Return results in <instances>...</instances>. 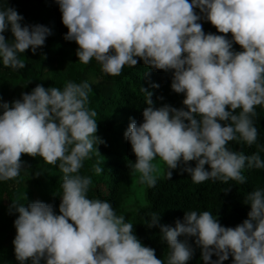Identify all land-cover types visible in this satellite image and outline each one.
Returning a JSON list of instances; mask_svg holds the SVG:
<instances>
[{"label":"clouds","instance_id":"1","mask_svg":"<svg viewBox=\"0 0 264 264\" xmlns=\"http://www.w3.org/2000/svg\"><path fill=\"white\" fill-rule=\"evenodd\" d=\"M55 2L68 29L64 39L79 46V62L95 58L111 76L120 75L125 65L136 67L139 60L174 72L171 89L184 94V108H157L152 93L143 89L148 93L143 123L132 120L125 132L137 158L131 173L142 174L141 183L156 185L152 162L157 158L169 169V179L184 165L197 184L209 179L242 184L246 162L248 168H264L258 152L246 156L227 146L257 141L253 117L256 106H264V0ZM196 9L223 35L205 34ZM22 20L15 9H0V58L12 69L25 67L17 53L31 49L35 54L51 35L42 25L22 27ZM9 28L11 41L3 35ZM229 33L232 40L226 38ZM233 43L243 50L234 51ZM90 91L87 82H67L62 91L37 85L11 106L0 102V181L19 176L22 154L39 156L63 173L60 215L40 201L10 205L9 211L19 214L16 259L19 264H164L110 202L88 198L92 181L77 174L94 144L106 143L96 135V112L86 107ZM192 161L194 168L187 166ZM94 171L100 174L103 168L95 165ZM244 204L251 208L248 219L235 228L221 226L210 211L185 212L175 227L159 225L153 213L147 227H160L161 242L170 249L167 264L192 259L194 249L181 236L196 238L204 264H224L230 255L234 264H264V191L250 192Z\"/></svg>","mask_w":264,"mask_h":264},{"label":"trees","instance_id":"2","mask_svg":"<svg viewBox=\"0 0 264 264\" xmlns=\"http://www.w3.org/2000/svg\"><path fill=\"white\" fill-rule=\"evenodd\" d=\"M8 7L15 9L23 17L22 27L42 25L51 30V35L35 54L31 49L25 53H17L25 64L24 68L5 67L0 58V102L11 106L15 100L22 98L23 93H31L37 85L46 89L56 87L61 91L67 82H87L91 86L86 107L89 111L96 112V135L106 143L94 144L91 158L83 161V167L77 173L92 181L87 193L89 199L110 202L118 216L123 215L126 222L132 223L133 232L141 243L154 249L156 258L163 260L164 264H167L170 249L166 242H161L159 226L147 227L153 213L160 217L159 225L170 227H175L177 220L182 222L185 212L190 211H210L224 227L235 228L248 219L251 208L244 204V200L254 190L264 191V168H248L247 162L242 170L246 182L242 184L212 179L197 184L183 171L184 165L172 170L169 179V169L164 163L166 170L161 178L156 179V185L150 187L147 184L144 195L143 188L141 189L142 204L137 202L132 210L122 213L132 180L138 175L131 173V166L137 158L130 142L125 138V132L132 120L138 125L143 123V111L148 107L147 92L152 93L151 99L157 108L164 105L184 108V94H177L171 89L174 72L152 69L139 60L136 67L125 65L118 76L104 74L95 58L87 64L79 62L76 55L79 46L75 41L64 39L68 29L62 23V13L55 0H0V9ZM195 11L202 16L199 22L205 34L223 35L207 21L199 9ZM3 35L8 41L14 39L10 28ZM226 38L232 40L231 33ZM233 50L239 52L243 49L233 43ZM239 111L237 109V113ZM255 111L253 121L258 129L256 143L248 146L244 142L234 141L227 146L246 156L258 152L264 161V106H256ZM2 114L0 109V115ZM21 160L23 167L19 176L0 181V264H19L13 245L17 234L14 221L19 214L15 210L9 211L12 203L27 206L40 201L52 205L55 214L60 215L63 173L58 165L47 164L39 156L31 157L26 154H22ZM95 165L102 167L103 172L97 174L94 171ZM187 166L194 168L196 162H189ZM205 168L211 170L208 165ZM141 184L143 183L140 181ZM179 239H187L194 249V255L188 264H204L202 249L196 245V238L181 236ZM217 259L215 255L212 256L213 261ZM26 264H31V260ZM41 264H45V261L42 260ZM224 264H234V258L230 255Z\"/></svg>","mask_w":264,"mask_h":264},{"label":"rangeland","instance_id":"3","mask_svg":"<svg viewBox=\"0 0 264 264\" xmlns=\"http://www.w3.org/2000/svg\"><path fill=\"white\" fill-rule=\"evenodd\" d=\"M152 163L156 166V171H154L152 173V175L155 176L156 179L161 178L163 176L165 170H166V166L164 165V162L161 161L159 158H157ZM136 174H138V175L135 176V178L132 180L129 196H126V198L124 200L122 213H126V212L132 210L135 207V205L137 204V202L139 204H142V202H143L142 195L140 192H141V189L143 188V195H144V190L147 187V183H143L140 185L142 174H140L138 172Z\"/></svg>","mask_w":264,"mask_h":264}]
</instances>
